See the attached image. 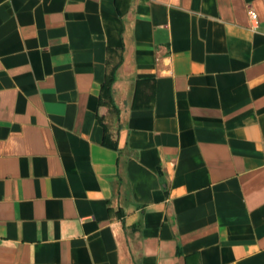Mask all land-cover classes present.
I'll return each instance as SVG.
<instances>
[{"label":"crops","instance_id":"0c3cea01","mask_svg":"<svg viewBox=\"0 0 264 264\" xmlns=\"http://www.w3.org/2000/svg\"><path fill=\"white\" fill-rule=\"evenodd\" d=\"M0 264H264V0H0Z\"/></svg>","mask_w":264,"mask_h":264},{"label":"trees","instance_id":"16d2710c","mask_svg":"<svg viewBox=\"0 0 264 264\" xmlns=\"http://www.w3.org/2000/svg\"><path fill=\"white\" fill-rule=\"evenodd\" d=\"M116 69L117 65L112 66L110 69L108 68L100 91V99L102 100L103 104L107 105L108 111L110 112H112V110H117V107L115 106L112 99V85L115 80ZM100 119H102V117Z\"/></svg>","mask_w":264,"mask_h":264},{"label":"built area","instance_id":"2783aa9c","mask_svg":"<svg viewBox=\"0 0 264 264\" xmlns=\"http://www.w3.org/2000/svg\"><path fill=\"white\" fill-rule=\"evenodd\" d=\"M250 17H251V19H255L256 18L255 14L253 12L250 13Z\"/></svg>","mask_w":264,"mask_h":264}]
</instances>
